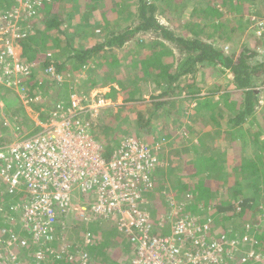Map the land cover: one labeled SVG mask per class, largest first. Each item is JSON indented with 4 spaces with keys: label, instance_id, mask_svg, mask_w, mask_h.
<instances>
[{
    "label": "trees",
    "instance_id": "obj_1",
    "mask_svg": "<svg viewBox=\"0 0 264 264\" xmlns=\"http://www.w3.org/2000/svg\"><path fill=\"white\" fill-rule=\"evenodd\" d=\"M59 1L66 2L65 0H42V6L44 7L40 10V14L43 16L42 22L45 24V32H37L21 41L23 46L21 58L23 62L27 64L38 62L35 63L36 66L32 68V70L39 74V76L45 75V71L55 70L56 75L59 77L62 76L63 80H71L75 73V81H80L82 86L86 89H96L97 87H101V85L111 86L113 89H116L113 83H117L120 89V86L122 87L124 85V80L118 79L117 77L111 79L107 67L102 65L103 60L107 58L118 59L119 56L116 54V50L124 49V46L132 41L137 34L144 37L148 32H155L159 37L150 45H147L145 49H142V44L139 43V41L134 42V46H132L135 49H141L138 52V58L133 59L131 62L135 72L134 79H132L135 80L136 78H140L148 81L149 79L154 80L155 78L159 81V84H161V79L164 77L166 88L159 90V94L152 95L151 101L148 103L144 102L145 100L141 97V93H139L138 89H134L131 94L126 96V99L127 101L136 102L133 106L135 105V107L139 108H132L134 110L122 116H126L125 120H129L133 129L138 130V132L133 131L132 134L134 138L141 140V137H148L150 135H154L155 138H158L161 137V134L167 133V128L165 129L162 127V131L157 130L162 125L168 126V123H164L167 121V116L174 117L176 115V99H166L168 95L170 93L175 96L184 95L187 99L195 100V102L198 103L193 109L195 119L189 122L192 124H189L190 129L188 130V134L186 131L180 133L181 144H184V149L188 153V157L184 159L183 164L188 160L190 163L192 159L195 161V170H192V172L190 171L191 173H183L180 176L183 181H179V185H177V181H175L174 184L178 186L179 190L189 192L193 195L192 206L194 210L192 213H199L198 218L200 223L203 222V218H201L203 213H209L215 220L218 218V215L219 220L220 214L225 213L226 215L223 219L233 222L232 225L234 227L246 224H250L253 229L255 227V230L259 233L256 235V244L254 248L258 254L264 256V139H261L264 126L263 129L258 128L256 124V127L252 126L254 123L253 120L256 121L259 114H264V106L261 107L260 104V94L264 90V88H262L263 90L260 89V87H262L261 85L264 83V79L261 81V77L264 75V62L259 64L250 62L258 55L255 47L245 46L238 52L225 53L224 51L221 52L219 47H215L213 43H209L208 41L210 37L213 42L216 40L222 44L230 43L231 40L236 37L234 36V34H237L236 31L241 32V35H243L249 24H252L250 21L245 20L246 12L248 11H246L247 9L244 4L246 5V3L251 1L255 4L256 0H177L179 1L178 4L188 5L192 2L197 4L194 13L198 15L197 20H199V22H189L187 24L186 30L189 37L186 38L177 35L174 30L161 24L157 18V11L161 8L163 2L172 0H160L158 4L156 1L159 0H85V5L83 6L84 12L78 13L76 17L82 18L84 22L91 23V25H95L99 22L105 27L103 32L106 34V38L96 43L93 49H78L76 51L72 50V53H66L67 49L62 53L67 54V62L62 63L43 56L45 55V51L52 50L54 47H60V44H62L60 39L55 38L56 43L53 45L51 43L53 35L48 34L49 30L52 34L60 32L65 24L63 16L57 11ZM71 1L76 2L75 11L77 12L79 10L80 12V4H77V0H70L69 2ZM16 5L17 0H0V11L12 9ZM133 7H136V12H133ZM221 7L225 10L222 11ZM110 12L115 13V15L107 17L105 21L106 24L103 23L101 15H108ZM228 20L232 21L229 22ZM231 23L237 26L228 29L225 28L226 24L231 25ZM22 25L25 28L30 24L29 22L26 23L23 21ZM132 26H134V28H132ZM25 29L31 30L32 28ZM34 29L36 31V28ZM161 37L168 40L170 43H176V48L180 51H184H181L184 56H181L176 62L177 65L166 60L172 55L173 49L168 48L163 41L159 40ZM254 39L255 46L256 44L258 48L263 46L264 34L262 37H254ZM145 50L147 51L145 52ZM147 52L150 55L147 54ZM42 56L44 60L40 61ZM91 60L95 61L90 62ZM126 63L127 62L124 61L123 66ZM123 66L121 67L122 71H124ZM197 66H200L202 73H205V71L209 69L221 70L223 73H231V82L240 90L236 95L235 101L233 102L232 99L227 105V108L233 109L234 111L232 118L226 119L222 114L221 116L198 114L200 110L210 107L204 100V102H201L202 91L190 89L192 80L189 81L184 79V84L179 81L181 77L193 73L194 69H197ZM84 67H87L86 70L88 71V75L85 76L82 75ZM125 71L126 73L128 72L127 67H125ZM34 75L33 73L32 76L34 77ZM51 79L55 89L59 86V78L55 77ZM194 82L193 80V83ZM64 83L65 82L62 84ZM75 88L76 87L73 85H71L70 88L67 87L69 90L67 96L72 94ZM1 89H5L7 92L14 91L13 89H6L0 84V90ZM154 90L158 89L154 87ZM42 100L45 101V98H42ZM52 101L55 102L56 100H48L47 103L51 105ZM166 106H170L167 112L168 115L162 113L163 111L165 112L164 108ZM141 107L151 110V112L149 110V116H143L144 114ZM260 107L263 109L260 110L261 112L258 111ZM248 118H250L252 122L249 123ZM261 118L264 120V115H262ZM153 119H159L158 121L162 120L160 121L161 125L154 124ZM172 119L171 124L173 125L176 120L175 118ZM101 120L94 124L93 129L99 126L102 130L101 134L106 141V138H108L107 131L111 125L109 123L105 124V122ZM222 121L227 127L232 128L229 134L231 139H228L232 147L223 146L224 148H221L218 144L220 141L214 139L212 135L215 128L223 126ZM128 126L130 127L131 125ZM208 128L214 129L210 131ZM113 135L114 137L111 139H113L117 146L120 140L117 135ZM2 144H4V142L0 139V145ZM249 144L259 147L263 150V153L257 154L254 158L249 157V153L245 150V147ZM102 147L104 148L105 157L110 158L113 150L108 152V146L106 147L103 143ZM192 154L198 157L193 159ZM169 159H171L172 162L175 158L170 156ZM193 165L194 164H191V166ZM175 166V171L173 173L166 172L170 177H176V174H180L179 169L181 168H179L177 164ZM164 170L167 169H164V167L160 169L162 173H164ZM156 183L158 186V182L155 180L154 187H156ZM222 193L225 195L228 201L227 203L221 204L225 199L221 197ZM177 199L178 196L176 197V200ZM153 204V201H151V206ZM0 212V239L5 244V242L12 239L13 235L18 236V240L15 242L12 249L16 251L19 256L16 263L11 262L10 264H57L53 258L47 260V257H52L49 254V250L42 247H32V234H30L28 229H24L25 221L23 218V211L19 212V210H17L13 213L10 204L0 202ZM69 217L58 218L57 227L59 228V232L56 234L57 237H62L64 235V229H61V225ZM84 224L88 226L86 222ZM211 225L213 226V224ZM75 227L77 228V226ZM23 229L24 234L22 235ZM229 229L231 230V228ZM230 230L227 232H231ZM8 232L13 233L8 234ZM261 232L263 233L261 234ZM91 233L94 235L93 232ZM161 233L164 235H171L170 226L165 230H161ZM20 235L26 239L29 244L28 246L22 245ZM209 235L211 236L212 234ZM118 240L120 245L125 243V241L121 239ZM54 242L56 248L65 245L62 240L56 239ZM103 242L105 243L108 241L97 240L95 243L101 246ZM51 245L47 246L53 247V242H51ZM98 245L94 246L93 249L98 248ZM110 245L109 248L116 249L119 247V245H115L112 242ZM126 245L131 247L132 244L129 239L126 241ZM78 246L79 244L75 243L71 246V250H76L75 248ZM101 247H103V245ZM132 248L130 249L132 250ZM120 250L122 251V249ZM37 252H41L45 260L39 263H32V256ZM106 261L112 264L113 261L117 263L120 259L118 255H114L106 259ZM103 263H105V260L99 261V263L91 261L90 264ZM0 264H3L1 260Z\"/></svg>",
    "mask_w": 264,
    "mask_h": 264
},
{
    "label": "built area",
    "instance_id": "obj_2",
    "mask_svg": "<svg viewBox=\"0 0 264 264\" xmlns=\"http://www.w3.org/2000/svg\"><path fill=\"white\" fill-rule=\"evenodd\" d=\"M17 1L14 8L0 13V37L9 35L7 44L0 48V83L19 88L24 76L33 72L32 65L23 62L19 48L29 35L23 18L39 13L42 0ZM263 34L264 27L258 36ZM23 90L24 104L37 100L25 94L27 88ZM105 104L104 100L72 94L36 124L38 132L16 135L15 142L0 147V181L7 184L0 194H18L12 208L23 211L32 247L49 250L50 260L57 264H90L95 246L90 234L76 250L68 243L58 248L47 246L56 239L66 241L56 236L57 220L73 215L87 224L114 221L118 232L134 247L132 264H235L236 251L252 242L249 233L241 237L227 232L216 237L210 220L200 223L198 217L181 215L184 205L175 202L169 214L176 217L172 225L165 219H152L148 196L154 188L152 174L157 160L134 150L126 153L124 146L111 159L103 157L104 148L95 140L91 118ZM168 225L171 235L161 236L158 231ZM17 240L13 235L5 244L0 239V244L10 249ZM21 241L23 246L29 245L26 239ZM67 245H71L69 250L63 248ZM252 256L253 252L241 258L242 262ZM32 257L33 262L45 260L41 252Z\"/></svg>",
    "mask_w": 264,
    "mask_h": 264
},
{
    "label": "rangeland",
    "instance_id": "obj_3",
    "mask_svg": "<svg viewBox=\"0 0 264 264\" xmlns=\"http://www.w3.org/2000/svg\"><path fill=\"white\" fill-rule=\"evenodd\" d=\"M65 1L66 2L59 1V5L57 7L58 13H60L61 16H63V19L65 20V24L62 27V30L54 34L49 32L50 30L48 31L49 35H53L52 42H51L53 45H55L54 43H56L55 38L60 39L62 41V44H60V47H54L52 48V50L45 51L44 53L45 55H43V56L49 57L48 54H51L50 56L53 57L54 61H57L60 63L67 62L66 61L67 54H62L67 49L68 50L66 53H72V50L76 51L78 49H86V48L93 49L96 43L106 38V34L103 32L105 30V27L102 26L99 22H97L95 25H91V23L84 22L82 18L76 17L78 13H82V11L84 12L83 6L85 5V0H77V4H80V12L79 10L77 12L75 11V5H76L75 1H71V2H69L70 0H65ZM156 2L158 4L160 0ZM255 2H256L255 4H253V1L246 3V5L244 4L245 8L247 9L246 11H248V12L245 11L247 13L245 16V20L252 22V24H249V26L247 27L243 35H241V32L236 31L237 34H234V36L236 37L233 38L230 43L222 44V43L217 42L216 40L213 42L212 38L210 37L208 41L209 43H213L215 47L216 46L219 47L221 49L220 50L221 52L228 51V53L238 52L245 46L253 47V48L255 47L257 49V53L259 52L260 54L258 53V55H256V57L253 58V60H251L250 62L259 64V63L264 62V46L263 47L261 46L259 48L257 44L255 46L254 37L256 38L255 35H259L260 29L264 27V16H263L264 15V1L256 0ZM178 3L179 1L177 0L163 2V5L161 6L160 9H158L156 15L158 16L157 18L161 24L166 25L168 26L167 28L174 30L177 35L186 38V37H189L188 36L189 34L186 30L187 24L189 22H196V21L199 22V20H197L198 15L194 13V9L197 7V4L194 2L188 5L178 4ZM17 4H18V1H17ZM43 7L44 6L42 5L40 6V3H39V7L37 8V11H39V13L37 12L34 16H25V18H23L24 22L26 23L29 22L30 24L29 26H26L25 28H32L31 30H28L29 31L28 37L34 35L37 32L44 31L45 24H43L42 22L43 16L40 14V10ZM25 9L26 8L18 7L17 10L25 11ZM136 10H137L136 7H133V12H136ZM221 10L223 11L225 9L221 7ZM4 11L5 10H1L0 13ZM113 15H115V13L113 12H110L108 15H101V18L103 19L102 22L106 24L105 21L107 20V17H112ZM228 21L230 22L232 20H228ZM233 26H237V25H234L233 23H231V25L226 24L225 28L228 29V28H232ZM34 28H36V31ZM132 28H134V26H132ZM158 37L159 36H157V34L153 31H151V33L148 32V34H146L144 37H141L140 34H137L135 38L132 39V41L128 42L124 46V49L116 50V54L119 56L118 59L107 58L103 60L102 65L104 67H107L110 73L109 75L111 79L117 77L118 79L124 80V85L122 87L120 86V89L118 88L117 83H113L116 89H113L111 87H105V88H100V90L97 89L95 91L89 92L90 89L86 90V88L81 85L78 88V82L75 81V78H74L75 73L71 80L61 79L62 82H58L59 86L56 87L55 89H54V86L52 85L53 83L50 81V79L47 76L43 77L42 79H39L38 81L40 82L39 87L41 85V88H39L38 86L35 85L36 81L33 79V76L31 74L28 77L24 76V78L22 79L21 86L19 88L18 86L17 87L11 86V88L15 89L14 91L7 92L5 91V89H1L0 90V135H3V137H6L8 139L9 136L11 135V132L13 133V131H15L17 127H21L22 129H25L27 131L25 134L31 135L34 132H38V128L36 127V124H37L36 121H38V124H39L40 122L39 120H43L47 118V114L42 111V108L39 106V102L33 101V102H29L28 104H24V100H22V96L24 95L22 94V92L24 91L23 88H29L30 91H32L34 95L38 94V97H40L41 99L45 98V100L48 101V100H57L60 98L62 99L71 98V96L67 97L68 91H69L67 87L70 88L71 85H73L76 87L75 90L79 89L80 91H84V93L86 94H84L83 96L86 97L87 99L94 98L95 101L97 99L109 100L108 102H110V104L106 106L103 110H101L100 113L102 114H99L97 118L95 119V123L102 119L101 120L102 122L104 121L105 124L109 123L111 125L107 131L108 138H106V141L104 140V136H102L101 134L102 130L99 126L93 129V134L97 142L101 144L102 143L105 144L106 147L108 146V152L114 150L116 147H118L120 143L116 146V143L113 141V139H111L114 137L113 134L117 135V137L121 141L128 137L129 138L134 137L132 134L133 131L138 132V130L133 129V126L132 124H130L129 120H125L126 116L125 117L122 116L126 114L127 112H130L136 108H139V107H135V105L133 106V104L136 102L127 101L126 96L131 94L132 91H134V89H138L139 93H141V97H143L145 100L144 102L148 103L151 101L152 95L159 94V90L166 88V82H165L164 77L161 79V82H162L161 84H159V81L155 78L154 80L149 79L148 81L144 79H140V78H136L137 79V80L135 79L136 81L133 80L135 72L133 70L134 68L131 65V62L133 61V59L138 58L139 56L138 52L141 50L140 48H136L137 49L136 50L135 48L132 47L134 46V42L139 41V43L142 44V49H145L147 45H150ZM8 38H9V35L7 33H4L0 37V48L7 44ZM159 40L163 41V43L166 44L168 48L173 49V51L171 50L172 55L170 56V58H167L166 60L168 62H171L177 65L176 62L180 59L181 56H184V54L181 52L183 50L180 51L178 48H176V45H175L176 43H172V42L170 43L168 42V40H165L162 37L159 38ZM19 45H20L19 48L21 49V52H22V44H19ZM146 51L147 50H145V52ZM147 54L149 53L147 52ZM19 56L20 55L18 52V55H16V58L19 59ZM43 56L40 61L44 60ZM94 61L95 60H91L90 62H94ZM124 61H126L128 65L126 63L123 66ZM35 63H38V62H35ZM35 63L33 62V64ZM122 66H123L124 71H122V68H121ZM125 67H127V70H128L127 73L125 71ZM86 68L87 67H84L82 70V72L84 71L82 74L84 76L88 75V71L86 70ZM0 76H2L1 71H0ZM40 77L41 76H39V78ZM184 79H187L189 81L192 80V86H190V89H194L195 91L197 90L202 91L201 92V96H202L201 102L205 101L207 105L210 106L208 108H204L200 110V113H198L199 115H207V116L219 115L221 116L222 114L224 115L226 119H230L233 117L234 111L233 109L227 108V105L228 103H230V100L233 99V102L235 101L236 95L238 94L240 90H238L236 86L234 85V83L231 82L230 72L223 73L221 70L219 71V70L209 69V70H206L205 73H202L200 66H197V69H194L193 73L187 76L181 77L179 81L184 84V81H183ZM262 79H264V75H262L261 81ZM193 80L195 81L194 83H193ZM63 82L65 83L62 84ZM261 86L262 87H260V89L264 88V83ZM154 87L157 88L158 90H154ZM105 93H108V94L105 95ZM166 99H171V100L176 99V102H177V106L175 108L176 115L174 117L167 116L166 118L167 121L164 122V123H168V126L162 125L157 129L158 131H162L161 130L162 127L165 129L167 128V133L161 134V137H158V138H155L154 135H150L148 137L147 136L141 137V140H140L145 146L153 148V151L156 154V156L158 155V153L160 152L164 144H166V146L162 150L164 151V156L167 157V154L169 151L172 154V158L176 159V162L174 159L172 160L173 163L168 166H167V163L165 162L166 164L164 166V169H167V170H164V173H162L161 171L159 172L161 175L159 173L158 174L155 173L154 178L158 182V184L161 180L165 179L166 172L172 173L173 171H175L176 164L177 166H179V168H181L179 170H182V168H184L185 165H191L188 162L189 160L183 164L184 159L188 157V153L184 149V144H181L180 133H184L186 131L188 134V130L190 129L189 124L190 125L192 124L189 122L195 119V115L193 114L194 113L193 109L198 104L197 102H195V100L193 101L191 99L185 98L184 95L175 96L174 94L171 95L170 93ZM19 100L22 101L21 104L19 103ZM137 102H140V101H137ZM260 104H261V107L264 106V90L260 94ZM261 107L258 110L259 112H261L260 110H263L261 109ZM43 108L46 110L49 109L47 106ZM141 108L144 114L143 116L145 117L149 116L150 109L147 110L145 109V107H141ZM169 109H170V106H166L164 108L165 112L163 111L162 113L167 114ZM262 115L264 114H259V117H257V120L256 121L253 120L254 123L252 124V126L256 127L257 125L258 128L263 129L264 120H262L261 118ZM172 118H175L176 120L173 125L171 124L173 120ZM248 119H249L248 120L249 123L252 122L250 118ZM158 120L153 119V123L157 125H161L160 121L162 120L160 121ZM222 123H223V126L219 128H215V129L208 128V130L212 131V129H214L212 135L214 139L220 141L218 144L220 145L221 148L232 147L231 142L229 143L230 140H228V139H231L229 134L232 128L227 127L223 121ZM128 125H131V126L129 127ZM261 139L262 140L264 139V129H263V135H261ZM245 150L249 153V157H253V158L257 154L263 153L262 149L256 146H252L251 144L247 145L245 147ZM192 156H193L192 157L193 159H196L198 157L197 155H194V154H192ZM172 177H175V176H172ZM161 184L162 185H159L158 187L156 183V187L149 193L148 197L150 201H153V203H156V205L161 204V203L164 204L165 199L168 198L169 199L168 206L165 207L166 212L165 211L164 212L170 213L171 209L174 206L172 202L178 203V201H176L175 198L170 199L169 196L173 197L171 195L172 193L177 194L176 190L178 187L176 189L174 188L170 189L167 186L168 184L166 182L161 181ZM6 185H7L6 182L0 181V189H2V191L4 188H6ZM160 189H162V192ZM192 196L193 195L190 194L189 192H183V196L178 197V198H181L180 205H184L183 198H185L188 204L191 203L193 200ZM221 197L225 198V195L222 193ZM17 199H18V194L16 195L7 194L6 196L2 194V197L0 196V202L1 200H3L5 201L4 203H7V204H12L14 203V201H17ZM169 202H171L172 204ZM227 202L228 201L225 198L221 204L227 203ZM162 207H164V205ZM183 208L184 209L182 210V212H180L181 215L182 214L184 215V213H187L193 217H196L197 215H199V213H192V212H189V210L185 211V205ZM148 209L152 213L157 212L158 214L161 210L155 205L149 206ZM12 212L15 213L13 208H12ZM225 215H226L225 213L220 214V219H219L220 221L218 220L219 215H218V218L215 220L210 214H207V213H203L201 215V218H203L202 219L203 222L209 221V220L211 221L210 224H213L212 231L215 233L214 235L218 237L224 233L228 234L227 229L230 228L231 225L233 224V222L223 219ZM69 216H68L69 218L65 222H63L61 225L66 228V230L63 232L64 235L62 236L63 240H66L64 241V244L68 243V244L74 245L75 243H77V244H80L81 246L83 243V240H85L88 237V234H90V237L93 241V244H95V246L98 245L95 243L97 240L108 241V242L102 243L103 247H101L102 245L101 246L98 245V248L94 250L92 248V252H91L92 260L91 261H93L94 263L95 262L99 263V261H104V260L106 263V259H109L112 256L117 255L119 253H121V258H120L121 261H123L124 259L130 260L133 257V253L131 252V249H130L132 248V245L131 247L126 245V241L128 240V238L117 231L116 225L114 224V222H107V221L100 220V221H94L88 224L87 226L86 224H84L85 221L74 218L73 215H69ZM75 226H77V228ZM245 228H246V231H245ZM242 230L244 231V233L248 232L249 230H253L256 235L259 233L257 230H255V227L253 229L250 224H247ZM90 231L93 232L94 235ZM9 233L11 232H8V234ZM262 233L263 232H261V234ZM161 236H166V235L162 234ZM118 239L125 241V243H122L121 244L122 246H121ZM111 242L114 243L115 245H119V247L116 249L109 248L112 245V244L110 245ZM54 243L55 242L53 241V246L55 245ZM254 243L255 242L248 243L246 247L241 248L240 251H236L234 255L235 264H264V256L256 252L254 248L255 246ZM49 245H51V243ZM71 245L64 246L63 248H65L66 250H69ZM120 249H122V251ZM252 252H253V256L243 263L241 258H244L246 255L247 256L250 255V253ZM16 256L17 257L19 256L16 251H14L12 248L7 249L5 247H2V245L0 244V260L3 262V264H10L11 261L12 263H16V259H17ZM47 260H50V258H47Z\"/></svg>",
    "mask_w": 264,
    "mask_h": 264
},
{
    "label": "clouds",
    "instance_id": "obj_4",
    "mask_svg": "<svg viewBox=\"0 0 264 264\" xmlns=\"http://www.w3.org/2000/svg\"><path fill=\"white\" fill-rule=\"evenodd\" d=\"M264 16V15H263ZM252 23V22H251ZM255 23V22H254ZM256 36V38H260V37H262V36H258V35H255ZM20 44H21V42H20ZM263 46H264V44H263ZM262 46V47H263ZM225 53H228V51L227 52H225ZM259 53V52H258ZM22 54H23V46H22ZM260 54V53H259ZM48 58H52V60H53V57H51V56H49ZM29 65H32V68H35V66H36V64H33V63H30ZM46 72V74L45 75H41V77L39 78V74H37L36 72H32V74L34 73L35 75H34V77H33V79L36 81L35 82V85L36 86H38L39 87V83L40 82H38L39 81V79H42L43 77H45V76H47L49 79H50V81H52V79L51 78H55V77H57V78H60L59 76H57L56 75V73H55V70H52V71H45ZM63 77L61 76V78L59 79V81L58 82H62V79ZM62 79V80H61ZM56 82V81H55ZM78 82V88L80 87V85L82 86V83H80V81H77ZM1 84V83H0ZM2 85V87H4V88H6V89H13V88H11V87H7V86H5V85H3V84H1ZM37 87V88H38ZM40 87H41V85H40ZM84 87V86H83ZM105 87H111V86H103V85H101V87H97L96 89H91V88H88V89H90L89 90V92L90 91H95V90H100V88H105ZM112 88V87H111ZM13 90H15V89H13ZM40 90V89H39ZM87 90V89H86ZM9 92H11V91H9ZM31 92V93H30ZM28 94V93H30V94H28V96H29V98H32V99H37V100H33V101H35V102H39V106L42 108V111L43 112H45L46 114H47V117H48V115L53 111V109L55 108V106L57 105V103L60 101V100H69L70 98H60V99H57L55 102H53L52 101V104L50 105V104H48L47 103V101L45 100V101H42V99L40 98V97H38V92L36 93L37 95H34L33 93H32V91H30V89L29 88H27V90H25V94ZM78 94V95H80V96H83L84 94H86V93H84V91H80L79 89L78 90H75L72 94ZM72 94H70L69 96H67V97H70ZM101 94H102V92H101ZM108 93H105V95H107ZM22 96V95H21ZM21 98V97H20ZM85 99H87L86 97H85ZM22 100H23V98H22ZM104 101L106 102V104H105V106H103V107H101L99 110H98V113L95 115V116H93L91 119H92V130H93V126H94V124H95V119L97 118V116L99 115V114H102V113H100V111L101 110H103L106 106H108L109 104H110V102H108L109 100H105L104 99ZM21 100H19V103L21 104ZM45 106H47L49 109L48 110H46V109H44L43 107H45ZM39 121H44V119L43 120H39ZM37 123H38V121H36ZM27 131L25 130V129H22L21 127H17L16 129H15V131H13V133L11 132V135L9 136V138L7 139L6 137H3V135H0V139H2V141L4 142V144H2V145H0V147H5V146H9V145H11L13 142H15L16 141V135H19V134H21V135H25V133H26ZM166 146V144H164V146L162 147V149L160 150V152L158 153V155H157V160H158V164H157V166H156V169H155V173L156 174H158L159 172L158 171H160V169L162 168V167H164L165 166V162H166V157L164 156V151H162L163 149H164V147ZM169 164H167V166H168ZM166 166V167H167ZM4 196H6L5 194H3ZM0 196L2 197V194H0ZM179 197V195L178 194H176V197ZM1 202H5V201H3V200H1ZM13 204V203H12ZM12 204H10V206L12 207ZM176 204H178V203H176ZM149 206H151V205H149ZM148 206V207H149ZM19 210V212H21V210L20 209H18ZM15 211V210H14ZM17 211V210H16ZM245 231H246V228H245ZM250 234V236L252 237V243L253 242H255L254 244H256V234H255V232L253 231V230H249L248 232H246V233H243V235L242 236H244L245 234ZM24 234V231H22V235ZM22 235H20V239H24L23 237H22ZM241 236V237H242ZM94 248V247H93ZM63 264H67V263H63Z\"/></svg>",
    "mask_w": 264,
    "mask_h": 264
},
{
    "label": "crops",
    "instance_id": "obj_5",
    "mask_svg": "<svg viewBox=\"0 0 264 264\" xmlns=\"http://www.w3.org/2000/svg\"><path fill=\"white\" fill-rule=\"evenodd\" d=\"M59 47V46H58ZM170 156H172V154L168 151V154H167V157H166V163L167 164H169V165H171L172 164V162H171V159H169V157ZM190 164H194L193 166H191V165H185L184 166V168H182V170H180V174H176V177H170L169 175H167V173L165 174V179H163V180H161V181H163V182H166L168 185V187L170 188V189H172V188H174V189H176L178 186H175V184H174V182L175 181H177L178 182V184L177 185H179V181H183V180H181V175L183 174V173H186V172H192V170L194 171L195 169H194V166H195V161H191L190 162ZM187 167H189V168H187ZM184 169H185V171H184ZM184 171V172H183ZM158 172H160V171H158ZM174 172V171H173ZM172 172V173H173ZM190 172V173H191ZM160 174V173H159ZM161 175V174H160ZM177 175H178V177H177ZM169 178V179H168ZM161 181L159 182V184H158V187H159V185H162L161 184ZM165 184V183H164ZM155 188V187H154ZM163 189V188H162ZM162 189H160L161 190V192H162ZM177 192V194L180 196V197H182L183 196V190H179L178 188H177V190H176ZM173 197L171 198L170 196H169V198L170 199H173V198H175L176 199V194H171ZM167 198V197H166ZM168 198L167 199H165V203L164 204H158V205H156V203H154L152 206H156V207H158V208H160L161 210H160V212H159V214L156 212H154V213H150V215H151V217H152V219L154 220V221H157V220H160V219H165V220H167V222L168 223H170L171 225L176 221V217L174 216L173 218H171V217H169V214L170 213H165L166 212V210H165V207H167L168 206ZM180 200H181V198H178L176 201H178V204H180ZM169 203H171V202H169ZM192 203L193 202H191V203H187L186 202V200H185V198H183V204L185 205V211L186 210H189V212H192L193 210H194V208H193V206H192ZM164 205V207H162ZM165 211V212H164ZM207 214H209V213H207ZM184 215H189V214H187V213H184ZM189 216H191V215H189ZM196 217H198V215L196 216ZM225 217V216H224ZM223 217V218H224ZM114 222V221H113ZM114 224H115V222H114ZM116 225V224H115ZM247 225V224H246ZM246 225H240V226H231L230 228H231V230L228 228L227 229V231L228 230H230L231 232H229L231 235H238V236H242L243 235V233H244V231L242 230ZM168 226H170V225H168ZM167 226V227H168ZM213 227V226H212ZM117 229V228H116ZM241 229V230H240ZM118 231V230H117ZM156 232V231H155ZM161 231H158V233L159 234H161L160 233ZM94 250V249H93ZM131 252L133 253V257H134V253H135V251H134V247L132 248V250H131ZM118 256H119V259L121 258V253H119V254H117ZM133 257L130 259V260H126V259H124L123 261H117V263H121V264H124V263H126V264H132V259H133ZM113 263H115V264H117L115 261H113ZM112 263V264H113ZM103 264H110V263H108L107 261H106V263H103Z\"/></svg>",
    "mask_w": 264,
    "mask_h": 264
},
{
    "label": "bare ground",
    "instance_id": "obj_6",
    "mask_svg": "<svg viewBox=\"0 0 264 264\" xmlns=\"http://www.w3.org/2000/svg\"><path fill=\"white\" fill-rule=\"evenodd\" d=\"M122 146H124L126 153L128 151L130 153H133L130 150H134V153H136V154L144 153L148 158L157 160V156L154 153L153 148L145 146L139 139H136L134 137H130V138L128 137V138H125L124 140H121L120 144L118 145V147H116L113 150L112 155H114L116 151L118 152L122 148ZM103 157H105L104 152H103ZM111 157L110 158L105 157V158L106 159H111ZM157 164H158V160H157ZM154 177H155V173L152 174V183H153V185H154V182H155V178ZM142 189L144 190V187Z\"/></svg>",
    "mask_w": 264,
    "mask_h": 264
}]
</instances>
